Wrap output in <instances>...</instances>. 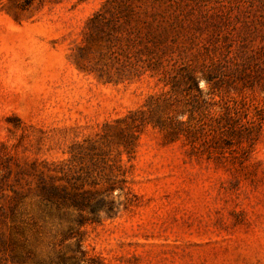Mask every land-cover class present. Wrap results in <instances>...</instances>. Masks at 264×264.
Returning a JSON list of instances; mask_svg holds the SVG:
<instances>
[{"label":"rangeland","instance_id":"obj_1","mask_svg":"<svg viewBox=\"0 0 264 264\" xmlns=\"http://www.w3.org/2000/svg\"><path fill=\"white\" fill-rule=\"evenodd\" d=\"M105 1L0 0V264H264V125L245 159L191 154L150 124L128 153L118 132L191 69L264 107V0L114 1L129 38L156 40L162 58L119 83L84 33ZM42 173L87 193L97 182L120 205L56 208L35 189Z\"/></svg>","mask_w":264,"mask_h":264},{"label":"trees","instance_id":"obj_2","mask_svg":"<svg viewBox=\"0 0 264 264\" xmlns=\"http://www.w3.org/2000/svg\"><path fill=\"white\" fill-rule=\"evenodd\" d=\"M114 1L117 0H106L103 6L87 19L84 33L86 39L97 48L108 49V57L114 68H109L111 70L103 72L101 76L105 77L106 82L119 83L140 78L148 71L157 70L162 66V58L152 54L156 40L149 38L144 42V37L140 35V40L129 38L133 16L118 15L121 8L119 5L116 8ZM135 45H139V48L132 60L127 51ZM199 71L201 76L197 75V70L186 71L183 88L169 80L166 84H170V88L152 95L147 108L131 111L122 119L125 126L120 127L118 132L122 138L121 144L128 153L129 146L138 138L144 127L150 124L162 131L168 142L181 139L184 144H188L191 154H206L211 157L215 153L224 156L226 152H236L240 158H247L262 133L264 107L254 105L243 94L238 97L216 92L214 87L218 82L215 80V71L208 68ZM201 79L210 85L208 91L200 87ZM111 141L108 139L102 144L92 142L91 147L93 150L99 148L109 151ZM52 170L63 172L64 169L61 167L59 170ZM64 175L68 178L69 173L65 172ZM56 180L55 174L42 173L41 181L35 182V189L41 199L54 204L56 208L66 205L81 211L95 212L103 206L107 207L108 211H113L117 204L120 205L113 201L106 202L101 195L102 191L95 186L97 182H92L94 189L87 193L85 190L79 191L76 182L67 180L59 184ZM67 196L70 198H66Z\"/></svg>","mask_w":264,"mask_h":264}]
</instances>
